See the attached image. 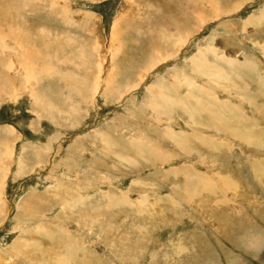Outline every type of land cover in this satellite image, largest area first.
<instances>
[{"label": "rangeland", "instance_id": "rangeland-1", "mask_svg": "<svg viewBox=\"0 0 264 264\" xmlns=\"http://www.w3.org/2000/svg\"><path fill=\"white\" fill-rule=\"evenodd\" d=\"M263 132L264 0H0V264H264Z\"/></svg>", "mask_w": 264, "mask_h": 264}, {"label": "bare ground", "instance_id": "bare-ground-1", "mask_svg": "<svg viewBox=\"0 0 264 264\" xmlns=\"http://www.w3.org/2000/svg\"><path fill=\"white\" fill-rule=\"evenodd\" d=\"M186 39V38H185ZM184 39V40H185ZM181 41V40H180ZM186 41V40H185ZM215 50V49H214ZM195 61V58L193 59V62ZM213 71H214V73H215V76H216V78L217 79H219V80H222V79H224V77L227 75V73H225L224 71H221V70H219L218 68H216V67H213ZM27 76H30V77H32V72L31 71H27ZM223 76V78H221ZM178 78V77H177ZM195 88H196V86H195ZM252 100V99H251ZM248 101V100H247ZM254 107V106H253ZM213 108V110H216V108H214V107H212ZM203 109H201V111H202ZM239 110V109H238ZM237 110V111H238ZM240 112V111H239ZM232 113V112H231ZM238 113V112H237ZM236 113V114H237ZM215 116V121H218V119H219V115H217V114H215L214 115ZM239 116H241V115H239ZM247 117V116H246ZM238 119H239V117H238ZM242 119V118H241ZM253 120V119H252ZM194 121V120H193ZM239 122V121H238ZM247 122H248V125H249V121L247 120ZM238 124H240V122L238 123ZM241 124H242V122H241ZM244 124V123H243ZM247 125V123L245 124V126ZM243 127V126H242ZM247 127V126H246ZM248 130H249V128H248ZM264 133V132H263ZM259 142V140L258 141H256V143H258ZM11 153V152H10ZM10 153H9V155H10ZM1 170V169H0Z\"/></svg>", "mask_w": 264, "mask_h": 264}]
</instances>
